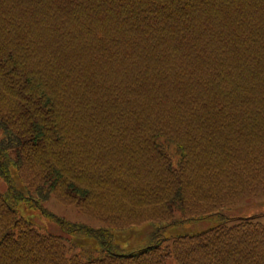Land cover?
Instances as JSON below:
<instances>
[{
    "label": "trees",
    "instance_id": "1",
    "mask_svg": "<svg viewBox=\"0 0 264 264\" xmlns=\"http://www.w3.org/2000/svg\"><path fill=\"white\" fill-rule=\"evenodd\" d=\"M0 179V264H264V0H0Z\"/></svg>",
    "mask_w": 264,
    "mask_h": 264
},
{
    "label": "rangeland",
    "instance_id": "2",
    "mask_svg": "<svg viewBox=\"0 0 264 264\" xmlns=\"http://www.w3.org/2000/svg\"><path fill=\"white\" fill-rule=\"evenodd\" d=\"M11 175L15 182L16 181L15 174L12 173ZM15 183H16L15 184L16 189H19V187L17 186V181ZM5 188H6L5 185L0 180V191H3ZM43 208L44 210L53 214L55 217L63 219L71 224L87 226L94 230L101 229L103 226L105 227L103 223L77 212L74 207L61 205L54 200H51L48 203L44 204ZM19 213L22 218L26 219L27 221L32 223L35 227L39 228L43 232L53 233L58 235L61 234L58 231L56 224L45 219L38 212L29 211L26 210L25 208H21L19 210ZM224 215L230 219L233 217L234 218L252 217L253 220L251 222L260 223L264 225V197H258V198L256 197L244 204L232 207L229 210L224 211ZM234 223H235L234 221L230 220L225 222V224H222L218 218L212 217L207 220L185 224L182 227L170 228L167 231L166 236L175 237V236H183L193 233H200L209 229H218L221 228L222 226L228 227ZM149 230L150 229L147 226H141L132 229L131 231H128L126 233H116L118 234L116 235L117 243L123 250L140 248L145 245V238L148 235Z\"/></svg>",
    "mask_w": 264,
    "mask_h": 264
}]
</instances>
